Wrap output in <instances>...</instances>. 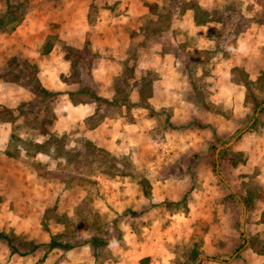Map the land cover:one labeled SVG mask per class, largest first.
I'll use <instances>...</instances> for the list:
<instances>
[{"label": "rangeland", "instance_id": "1", "mask_svg": "<svg viewBox=\"0 0 264 264\" xmlns=\"http://www.w3.org/2000/svg\"><path fill=\"white\" fill-rule=\"evenodd\" d=\"M196 6L216 7L213 20L198 24ZM5 12L0 50L52 44L67 77L120 104L65 123L67 91L32 93L48 57L7 59L0 98H28L0 104V234L17 249L0 239V264L108 258L90 239L121 245L127 224L129 258L264 264V0H0ZM43 127L47 152L28 143L50 138ZM51 238L74 246L49 249Z\"/></svg>", "mask_w": 264, "mask_h": 264}, {"label": "crops", "instance_id": "2", "mask_svg": "<svg viewBox=\"0 0 264 264\" xmlns=\"http://www.w3.org/2000/svg\"><path fill=\"white\" fill-rule=\"evenodd\" d=\"M66 39H67V44H70L71 42L69 41V38ZM10 57H15L17 59H31L34 57L35 59H40L39 63L43 62L48 57L49 60L48 65L40 64L41 71L39 72L37 71L38 73L36 74L37 75L36 77L40 85L48 91L71 92L77 90L79 87V84L76 82H67L64 79H62V76L67 77L66 75L69 71V67L67 64L68 60L61 55L53 53V49H51L50 52L45 55L41 54V48L39 49V51H37V49L35 48L34 49L29 47L19 48L14 46L11 49L0 50V72L6 71V69L8 68L7 59H9ZM46 73L48 75H45ZM7 83L12 84L10 83V81H2V82L0 81V85H4ZM103 86L104 84L98 86L97 95L105 99L111 100V98L113 97V93L106 94L105 91H103ZM9 93L11 92L10 91L8 92L7 94L8 97L6 95H3V99L0 98V104L8 107L9 109L15 110L21 102H23L25 99L28 98L26 91L22 92L21 90L18 91L14 90L12 92L13 97ZM28 93L31 95L30 92ZM2 94L3 93H0V96ZM61 101L62 102L59 104V109L63 111L62 119L65 120V123H71L74 121V119L78 120L80 117L85 118L92 114L91 109L88 105H80L78 107L72 105L71 102L69 101L67 93L62 95ZM4 124L6 123H2L0 126ZM9 137H10L9 131L0 128V149L5 150L7 148L6 146L8 144ZM128 225L129 224H127L126 226L129 231ZM128 231L126 234L122 235L121 245L112 243L105 247V249L106 248L108 249L107 250V252L109 253L108 258L98 257L97 259V257H92V258L89 257V259H87L88 262L86 264H143V263L171 264L172 258L165 256L160 257V259L155 257L153 258L150 257L148 261H145L144 259L149 258V256H144V255H138L129 258ZM78 264H85V263L80 262Z\"/></svg>", "mask_w": 264, "mask_h": 264}, {"label": "trees", "instance_id": "3", "mask_svg": "<svg viewBox=\"0 0 264 264\" xmlns=\"http://www.w3.org/2000/svg\"><path fill=\"white\" fill-rule=\"evenodd\" d=\"M216 10V7H213L211 10H205L202 8H199L196 6L195 9V21L198 24H204L208 21H212L213 20V16L212 13H214ZM9 12V11H8ZM201 14V15H200ZM6 12L0 17V30H3L4 23L1 24V18L6 17ZM13 29V27H12ZM11 29V30H12ZM52 49V44H46L45 46H43V48H41V54L45 55L47 53L50 52V50ZM62 79H64L67 82H76L79 84V87L77 90L75 91H71L68 92V98L69 101L71 102L72 105L77 106V105H81V104H92V103H99V102H104V103H113L115 105L120 104V102L116 101H109L107 99L101 98L100 96H98L95 93H92V91L89 88H85L83 85H80L79 81L70 78V77H63ZM245 84H249L247 82H245ZM33 94L35 93L37 96H43V97H47V98H54L58 92H53V91H48L46 89H44L39 82H37V86L35 87V90H33L32 92ZM126 102V100H124ZM122 103V102H121ZM262 102L256 103L255 104V108L258 109L260 104ZM21 105V104H20ZM20 107V106H18ZM16 108L15 110H19V108ZM10 112H12L13 110H9ZM54 117V116H53ZM54 120V119H53ZM49 121L48 125H50V127H52L54 124V122ZM48 122V121H47ZM47 135L49 136L51 134L50 130L48 127H43L41 130V135ZM55 137L51 134L50 138L48 140H46L45 142H31L30 140L28 141V143H32L30 146H32L36 151H41V152H47L49 151V147L50 145L53 143H55ZM6 155L9 157H13V158H17L20 155V152L18 150L14 151V152H9L8 150L5 151ZM216 166V165H215ZM216 175L220 178V180L225 183L226 185H228L225 180L219 175L217 168L216 170H214ZM229 186V185H228ZM146 194V193H145ZM237 201L246 209L247 208V202L246 200L238 195L237 193H234ZM94 226H97V223H94ZM0 239L4 240L6 242V244L13 249V251L17 252L16 247L13 245L12 240L9 236H7L6 234H0ZM90 245L92 246V248L94 249V251L96 252L97 250H99L100 248H104L109 244V241L104 240L100 237H92L89 241ZM247 245V239H244L243 244H241L234 252V256L238 257V255L240 254V252L246 247ZM74 245H69V244H60L58 242H56L53 238H51L49 244H48V248L52 249V248H56V247H60V248H64V249H70L72 248ZM37 246H34L31 250V252L36 248ZM261 255L264 256V252H260ZM145 261L147 259H144ZM145 264V263H143Z\"/></svg>", "mask_w": 264, "mask_h": 264}, {"label": "water", "instance_id": "4", "mask_svg": "<svg viewBox=\"0 0 264 264\" xmlns=\"http://www.w3.org/2000/svg\"><path fill=\"white\" fill-rule=\"evenodd\" d=\"M257 111H259V110H257ZM231 143H232V141H229V142L225 143L223 147H219V148H217V150H216V154H217V152H218L221 148L228 147L229 145H231ZM217 166H218V163L216 162V167H217ZM243 209H244V207H243ZM244 219H245V214H243V217H242V220H241V231H243ZM201 258H203V257H201ZM201 258L199 259L198 262H200Z\"/></svg>", "mask_w": 264, "mask_h": 264}]
</instances>
